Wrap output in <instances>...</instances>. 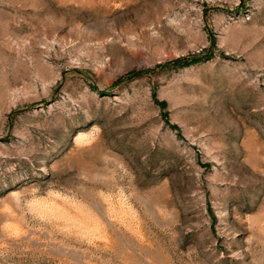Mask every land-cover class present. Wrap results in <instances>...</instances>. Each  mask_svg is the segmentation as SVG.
<instances>
[{"label": "rangeland", "instance_id": "374dc122", "mask_svg": "<svg viewBox=\"0 0 264 264\" xmlns=\"http://www.w3.org/2000/svg\"><path fill=\"white\" fill-rule=\"evenodd\" d=\"M0 264H264V0H0Z\"/></svg>", "mask_w": 264, "mask_h": 264}]
</instances>
